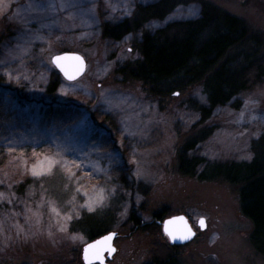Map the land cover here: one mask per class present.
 <instances>
[{
    "label": "rangeland",
    "instance_id": "rangeland-1",
    "mask_svg": "<svg viewBox=\"0 0 264 264\" xmlns=\"http://www.w3.org/2000/svg\"><path fill=\"white\" fill-rule=\"evenodd\" d=\"M154 1L0 0V264H83L88 240L79 228L103 216L118 235L111 264H153L168 254L179 264H264L239 187L178 171V153L194 138L190 158H252L264 135V79L203 118L195 110L206 105L201 85L161 98L126 78L118 71L137 61V37L109 41L102 26ZM181 1L144 30L194 21L201 3H212L242 18L264 45V0ZM63 52L86 61L76 81L52 64ZM51 70L61 79L54 93L44 81ZM178 214L197 236L173 250L162 223Z\"/></svg>",
    "mask_w": 264,
    "mask_h": 264
},
{
    "label": "trees",
    "instance_id": "trees-1",
    "mask_svg": "<svg viewBox=\"0 0 264 264\" xmlns=\"http://www.w3.org/2000/svg\"><path fill=\"white\" fill-rule=\"evenodd\" d=\"M181 2L155 0L146 6L140 5L132 17L118 23H105L102 35L113 42L137 37V61L118 72L141 83L151 95L164 98L201 85L206 105L195 110L201 117L209 118L214 110L232 104L251 85L262 82L263 38L251 32L242 18L212 3H201L194 21L153 33L144 30L145 23L163 18ZM3 39L2 35L0 48ZM46 79L48 92L54 93L61 80L59 73L51 70ZM198 139L186 141L178 153L179 173L199 181H224L238 186L241 214L252 225L251 243L264 257V135L253 144L254 155L250 160L229 163H210L199 156L190 158L189 152L195 149ZM110 220L109 216H103L89 228L82 226L79 230L89 242L110 232ZM131 220L136 227H142L140 219L132 216ZM94 225L99 229L91 230ZM153 264L179 263L168 254L156 258Z\"/></svg>",
    "mask_w": 264,
    "mask_h": 264
},
{
    "label": "water",
    "instance_id": "water-1",
    "mask_svg": "<svg viewBox=\"0 0 264 264\" xmlns=\"http://www.w3.org/2000/svg\"><path fill=\"white\" fill-rule=\"evenodd\" d=\"M58 57L59 58L79 57V60H75V59H71V60L61 59V60H59V64L63 65L64 68L68 72L72 73L74 78L69 79L68 76L65 75V72L61 70V67L58 66V62H57ZM51 61H52V64L55 66L56 70L60 73V75L68 82H73V81L78 80L86 72V67H87L86 61H85L84 57L82 55H80L79 53L63 52V53L55 54L51 58ZM178 217L184 218V220L187 222L188 227L191 229L192 234L188 239H176L174 241L167 234L166 228H170L171 230L176 232L178 235L183 234V226L182 225H180V224L169 225V221L176 220ZM201 221L204 222L203 227L201 226V223H200ZM198 226H199V229L201 231H205L207 228L206 219L200 218L198 220ZM162 231H163L164 236H166V238L168 239L169 243H171L174 246L186 245V244L192 242L197 236V232H196L195 228L192 226V224L190 223V221L188 220V218L184 214H178V215H174V216L166 218L162 223ZM109 236H111L112 239L107 241L106 245H104L105 250L102 254V259H103V264H111L110 261L113 259V257L115 256V254L117 252V248L114 244L115 239L117 237V233L114 231L107 232L104 235H102V236H100V237H98L92 241H89V242H87V244L84 245V247L82 249V255H81L83 264H88V262L85 260V249L89 248L93 244H97L100 241L106 240V238ZM109 249H111V250H109ZM94 264H101V262H100V260H95Z\"/></svg>",
    "mask_w": 264,
    "mask_h": 264
},
{
    "label": "snow or ice",
    "instance_id": "snow-or-ice-1",
    "mask_svg": "<svg viewBox=\"0 0 264 264\" xmlns=\"http://www.w3.org/2000/svg\"><path fill=\"white\" fill-rule=\"evenodd\" d=\"M61 59H66V60H79V57H64V58H57L58 66L61 67V70L65 72V75L68 76L69 79L74 78L73 74L68 72L63 65L59 64V60ZM49 166H51V162H48ZM42 171V166L41 170H38L37 168H33L32 172L33 175H40ZM201 226L203 227L204 222L201 221ZM180 224L183 226V234L178 235L176 232L171 230L170 228H166L167 234L172 238V240L176 239H188L191 236V229L188 227L187 222L184 220L183 217H178L176 220L169 221V225H176ZM112 237L109 236L106 238L104 241H100L97 244L91 245L89 248L85 249V260L88 262V264H94L95 260H100L101 264H103V259H102V254L105 250L104 245H106L107 241L111 240ZM111 250V249H109Z\"/></svg>",
    "mask_w": 264,
    "mask_h": 264
},
{
    "label": "flooded vegetation",
    "instance_id": "flooded-vegetation-1",
    "mask_svg": "<svg viewBox=\"0 0 264 264\" xmlns=\"http://www.w3.org/2000/svg\"><path fill=\"white\" fill-rule=\"evenodd\" d=\"M118 236V235H117ZM117 238V237H116ZM168 240V239H167ZM169 242V241H168ZM115 244V243H114ZM170 244V247H171V249H173V250H178L179 248H181V247H183V246H174V245H172L171 243H169ZM117 253V252H116ZM173 256H174V258H176L177 259V256L175 255V254H172ZM114 258V257H113ZM113 260V259H112ZM111 260V261H112ZM111 261H110V263H111Z\"/></svg>",
    "mask_w": 264,
    "mask_h": 264
}]
</instances>
